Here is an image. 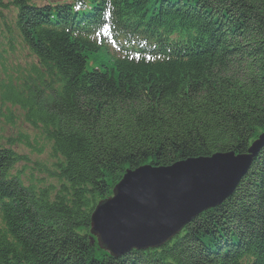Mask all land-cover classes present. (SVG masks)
Returning <instances> with one entry per match:
<instances>
[{"label": "trees", "instance_id": "trees-1", "mask_svg": "<svg viewBox=\"0 0 264 264\" xmlns=\"http://www.w3.org/2000/svg\"><path fill=\"white\" fill-rule=\"evenodd\" d=\"M10 4L7 33L37 64L0 82V101L51 143L56 185L25 183L14 138L0 144V264H264V146L230 197L159 248L115 257L90 231L127 169L243 153L264 132V0ZM107 7L126 53L90 35Z\"/></svg>", "mask_w": 264, "mask_h": 264}, {"label": "water", "instance_id": "water-1", "mask_svg": "<svg viewBox=\"0 0 264 264\" xmlns=\"http://www.w3.org/2000/svg\"><path fill=\"white\" fill-rule=\"evenodd\" d=\"M263 146L264 132L243 153L216 152L127 169L112 195L95 205L91 234L115 257L161 247L196 216L230 197Z\"/></svg>", "mask_w": 264, "mask_h": 264}, {"label": "rangeland", "instance_id": "rangeland-1", "mask_svg": "<svg viewBox=\"0 0 264 264\" xmlns=\"http://www.w3.org/2000/svg\"><path fill=\"white\" fill-rule=\"evenodd\" d=\"M1 1L4 5H0V82H7L10 75L12 83H15V79L20 78L32 64L36 65L37 61L17 38L10 39L6 24L11 29L12 36L16 37L13 24L16 8L10 4V0ZM55 1L64 0H29L36 5ZM2 63L6 68L5 72L2 70ZM23 114L18 106L3 104L0 101V144L2 147H9L7 139L14 138L13 148L25 157L24 161L15 166V171L23 172L21 176L25 183H28L31 173L32 181L36 185L41 183H37L35 178H42L45 185H56V181L50 175L55 170L53 164L56 162L51 158V143L44 139L39 130H35L24 121ZM20 133L27 136V141L19 143L16 140Z\"/></svg>", "mask_w": 264, "mask_h": 264}, {"label": "bare ground", "instance_id": "bare-ground-1", "mask_svg": "<svg viewBox=\"0 0 264 264\" xmlns=\"http://www.w3.org/2000/svg\"><path fill=\"white\" fill-rule=\"evenodd\" d=\"M94 209V208H93ZM197 217V216H196Z\"/></svg>", "mask_w": 264, "mask_h": 264}]
</instances>
